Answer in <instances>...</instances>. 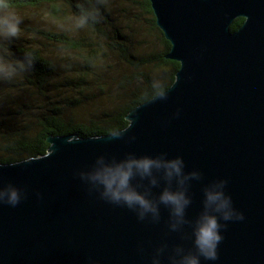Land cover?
I'll list each match as a JSON object with an SVG mask.
<instances>
[{
	"label": "water",
	"instance_id": "1",
	"mask_svg": "<svg viewBox=\"0 0 264 264\" xmlns=\"http://www.w3.org/2000/svg\"><path fill=\"white\" fill-rule=\"evenodd\" d=\"M150 1L181 64L175 83L126 129L50 136L47 155L0 164V264H264V0ZM129 165L147 208L93 180ZM165 193L183 197L182 213ZM206 216L222 238L215 260L196 245Z\"/></svg>",
	"mask_w": 264,
	"mask_h": 264
},
{
	"label": "trees",
	"instance_id": "2",
	"mask_svg": "<svg viewBox=\"0 0 264 264\" xmlns=\"http://www.w3.org/2000/svg\"><path fill=\"white\" fill-rule=\"evenodd\" d=\"M11 2L22 31L0 41V49L25 64L31 52L33 62L16 79L0 81V164L47 155L50 136L101 137L126 129L135 108L176 81L181 64L167 58L172 45L150 0H127V25L114 19L111 0ZM81 5H97L101 18L74 32L64 26ZM244 21L235 20L231 31Z\"/></svg>",
	"mask_w": 264,
	"mask_h": 264
},
{
	"label": "clouds",
	"instance_id": "3",
	"mask_svg": "<svg viewBox=\"0 0 264 264\" xmlns=\"http://www.w3.org/2000/svg\"><path fill=\"white\" fill-rule=\"evenodd\" d=\"M100 2L101 0H97V4ZM100 18V8L97 5H81L79 6L78 14L73 17V28L74 30L84 29L89 25L98 23ZM22 23L23 19L18 14L11 0H0V41H9L17 38L22 31ZM25 55L28 60L27 64L23 61L10 59L7 50L0 49V81H12L21 72L31 66L33 62L32 53L26 52ZM138 166L147 170L150 164L149 162H143ZM171 167L179 172L176 164H173ZM131 175V165L128 166L127 170L124 168H106L97 172L93 180L102 184L106 189L105 194L110 195L113 200L119 201L123 199L129 204L138 203L147 208L148 203L143 197L134 191L128 190ZM162 199L165 202L174 204L178 214L182 213L183 205L186 203V201H183L182 196L165 193ZM207 199L209 203H216L218 210L229 206V201L223 198L222 193H209ZM17 201V193L13 191L10 196V202L14 205ZM225 219H228L227 215H225ZM218 227L219 225L215 217L206 216L196 231L197 248L200 254L208 260H215L217 258L216 249L222 239L218 234ZM189 264H198V262L196 259H191Z\"/></svg>",
	"mask_w": 264,
	"mask_h": 264
},
{
	"label": "rangeland",
	"instance_id": "4",
	"mask_svg": "<svg viewBox=\"0 0 264 264\" xmlns=\"http://www.w3.org/2000/svg\"><path fill=\"white\" fill-rule=\"evenodd\" d=\"M107 3V2H106ZM127 4V0H111V3H110V5H111V7H112V9H111V11H113V16H114V19L115 20H117V19H119V20H117V21H119V22H122V23H124V24H129V23H131V22H128V15H129V13H125L124 12V8L126 7H128V5H126ZM106 5H108V3L106 4ZM109 8H110V6H109ZM114 9V10H113ZM41 19V23H42V25L44 26V27H46L47 25H48V23H49V20L45 17V15L44 14H42V17L40 18ZM64 27H69L71 30H73L74 32H80V31H84V29H80V30H74V28H73V18H69L67 21H66V25L64 26ZM139 40H141L140 38H139ZM156 45V44H155ZM157 46V48L160 50L161 49V47H160V45L159 44H157L156 45Z\"/></svg>",
	"mask_w": 264,
	"mask_h": 264
}]
</instances>
